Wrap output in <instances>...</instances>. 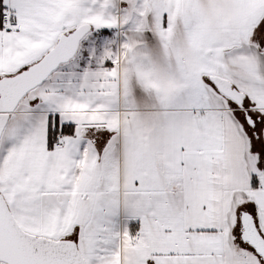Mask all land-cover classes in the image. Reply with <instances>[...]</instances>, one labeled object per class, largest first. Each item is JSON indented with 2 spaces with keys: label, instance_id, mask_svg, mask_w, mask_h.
Listing matches in <instances>:
<instances>
[{
  "label": "snow or ice",
  "instance_id": "snow-or-ice-1",
  "mask_svg": "<svg viewBox=\"0 0 264 264\" xmlns=\"http://www.w3.org/2000/svg\"><path fill=\"white\" fill-rule=\"evenodd\" d=\"M0 264H264V0H0Z\"/></svg>",
  "mask_w": 264,
  "mask_h": 264
}]
</instances>
